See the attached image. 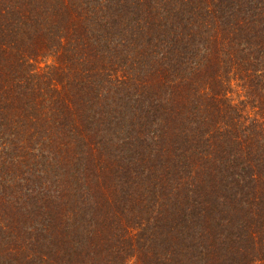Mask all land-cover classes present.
<instances>
[{"label": "trees", "instance_id": "obj_1", "mask_svg": "<svg viewBox=\"0 0 264 264\" xmlns=\"http://www.w3.org/2000/svg\"><path fill=\"white\" fill-rule=\"evenodd\" d=\"M0 264H264V0H0Z\"/></svg>", "mask_w": 264, "mask_h": 264}]
</instances>
